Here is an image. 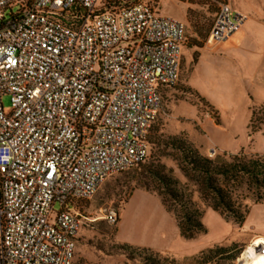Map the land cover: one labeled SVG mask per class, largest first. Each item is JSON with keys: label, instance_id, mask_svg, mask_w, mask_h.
<instances>
[{"label": "built area", "instance_id": "2783aa9c", "mask_svg": "<svg viewBox=\"0 0 264 264\" xmlns=\"http://www.w3.org/2000/svg\"><path fill=\"white\" fill-rule=\"evenodd\" d=\"M246 21L220 4L205 49ZM185 35L141 0H0V264H74L79 203L149 158ZM259 255L264 242L252 240L235 262Z\"/></svg>", "mask_w": 264, "mask_h": 264}, {"label": "rangeland", "instance_id": "374dc122", "mask_svg": "<svg viewBox=\"0 0 264 264\" xmlns=\"http://www.w3.org/2000/svg\"><path fill=\"white\" fill-rule=\"evenodd\" d=\"M148 1L160 15L187 26L180 81L163 90L146 162L110 177L92 199L79 203L85 227L74 264H147L149 259L156 260L151 264H237L236 258L257 237L246 241L245 225L240 227L207 209L203 218L207 232L194 240L184 239L174 215L154 192L162 191L161 184L144 167L167 168L185 183L199 179L184 166L179 153L158 145L161 136H184L210 157L223 153L264 156V123L251 125L253 107L264 104V0ZM223 3L247 16L243 30L248 42L239 44L240 36H236L222 50L221 46L208 51L205 42ZM204 68L215 71L218 79L209 81ZM3 103L9 113L11 98L5 97ZM112 210L119 215L116 225L106 220ZM125 245L139 250H125Z\"/></svg>", "mask_w": 264, "mask_h": 264}, {"label": "trees", "instance_id": "16d2710c", "mask_svg": "<svg viewBox=\"0 0 264 264\" xmlns=\"http://www.w3.org/2000/svg\"><path fill=\"white\" fill-rule=\"evenodd\" d=\"M134 1L137 0H129V2ZM141 1L152 5L148 0ZM123 3L126 2H116L117 5ZM186 39L187 26L185 42ZM263 115L264 104L253 107L251 125L253 126L255 121L264 123ZM150 136L147 141L151 147ZM161 137L157 138L158 145L179 153L184 166L199 178L185 183L177 179L167 168L160 170L158 166L153 165L144 167L161 184L162 191L154 192L161 199L165 209L174 215L180 235L184 239L194 240L198 235L207 232L203 222L207 209L219 212L226 221L232 220L242 227L252 206L264 203V156L223 153L210 157L201 154L197 147L184 136L163 139ZM124 249L139 250L127 245ZM219 251L225 250L221 248ZM141 252L150 253V250L142 249ZM155 261V259H149L148 263Z\"/></svg>", "mask_w": 264, "mask_h": 264}, {"label": "crops", "instance_id": "0c3cea01", "mask_svg": "<svg viewBox=\"0 0 264 264\" xmlns=\"http://www.w3.org/2000/svg\"><path fill=\"white\" fill-rule=\"evenodd\" d=\"M242 30L234 36V37L240 36L239 40H238L239 44H243V42H245V43L248 42V40H247L248 37L246 35L247 33L245 30H243V32H242ZM229 42H227V43H229ZM222 48H223V46L221 47V50H222ZM232 50L236 51V49L235 50L232 49ZM218 69H219L218 72L221 75L223 72H221L222 70L220 68H218ZM203 73L205 74V76L208 78L209 81H214V80L218 79L216 77L214 78V75L217 76L215 71L211 72L210 70H206V68H204ZM162 95H163V91H162ZM244 225H245V227H247V232H246L247 234L244 238L246 241H250L256 237H264V203L256 204L251 208L250 213H249ZM79 240H80V236L78 239V243H79ZM78 243H77V246H78Z\"/></svg>", "mask_w": 264, "mask_h": 264}, {"label": "bare ground", "instance_id": "6f19581e", "mask_svg": "<svg viewBox=\"0 0 264 264\" xmlns=\"http://www.w3.org/2000/svg\"><path fill=\"white\" fill-rule=\"evenodd\" d=\"M254 241H257L258 244H262L264 242V237H257ZM243 264H264V255H259L253 261L246 260Z\"/></svg>", "mask_w": 264, "mask_h": 264}, {"label": "snow or ice", "instance_id": "6c2138e0", "mask_svg": "<svg viewBox=\"0 0 264 264\" xmlns=\"http://www.w3.org/2000/svg\"><path fill=\"white\" fill-rule=\"evenodd\" d=\"M57 2H59V0H57Z\"/></svg>", "mask_w": 264, "mask_h": 264}]
</instances>
